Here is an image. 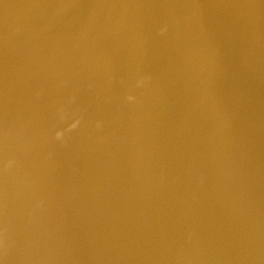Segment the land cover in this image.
<instances>
[{"label": "water", "instance_id": "1", "mask_svg": "<svg viewBox=\"0 0 264 264\" xmlns=\"http://www.w3.org/2000/svg\"><path fill=\"white\" fill-rule=\"evenodd\" d=\"M0 264H264V0H0Z\"/></svg>", "mask_w": 264, "mask_h": 264}]
</instances>
